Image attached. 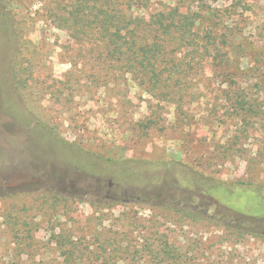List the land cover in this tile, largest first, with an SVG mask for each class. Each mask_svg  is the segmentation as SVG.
<instances>
[{"label": "rangeland", "instance_id": "374dc122", "mask_svg": "<svg viewBox=\"0 0 264 264\" xmlns=\"http://www.w3.org/2000/svg\"><path fill=\"white\" fill-rule=\"evenodd\" d=\"M68 1L0 0V264H54L61 228L91 257L83 264H167L151 261V240L180 246L174 264H264V203L230 189H264V0L134 9L203 16L199 37L212 9L234 47L225 69L208 49L182 48L166 67L191 70H165L152 91L125 60L103 64L100 47L57 26L52 13ZM69 155L119 162L133 181ZM176 206L188 214H166Z\"/></svg>", "mask_w": 264, "mask_h": 264}, {"label": "trees", "instance_id": "16d2710c", "mask_svg": "<svg viewBox=\"0 0 264 264\" xmlns=\"http://www.w3.org/2000/svg\"><path fill=\"white\" fill-rule=\"evenodd\" d=\"M149 1L69 0L68 5H65L63 9L54 10L52 16L57 26L67 30L74 39L100 47L103 64L125 60V71L132 74L137 80L136 83L143 85L148 91H152L161 82L165 70H168L169 75L180 74V72L185 75L186 71L191 70L189 64L186 63L184 71H181V65L174 61L171 62L170 67H166L169 63L167 57L177 55L182 48L191 46L193 55H201V47L204 50L208 49L209 52H213L214 67L225 69L229 65L234 47H231L229 36L226 33L221 31L218 35L216 34L217 24L214 19L216 16L214 10L203 11L210 25L205 28L204 35L199 37L194 27L199 18L203 16L188 19L178 6L166 14L160 11L151 12L148 15L134 14V9L145 10ZM58 3L61 5L59 1ZM173 45L175 48L172 47L169 50L168 47ZM224 48H229L231 52H223ZM17 59L15 67L19 69V56ZM241 107L248 112L253 108V101H244L239 106ZM69 160L73 165L90 173H109V177L119 183L126 181L130 184L129 182L133 181L132 172L122 170L119 162L111 161L110 164L102 165V163L98 164L94 158L84 155L81 157L69 155ZM231 188L234 193H241L244 197H252L264 203L262 187ZM166 214L181 216L188 213L182 207L176 206L170 211L167 210ZM51 234L55 249L60 250L59 261L54 264H83L86 262L85 259L91 258L78 247L63 228L58 231L53 229ZM143 249L147 251L151 261L156 260L159 263L174 264L186 258V253L173 241L160 245L151 240L144 244ZM103 260L106 261L107 258Z\"/></svg>", "mask_w": 264, "mask_h": 264}]
</instances>
